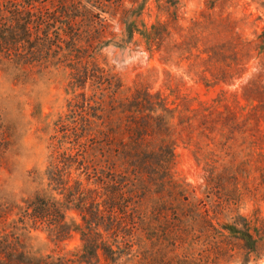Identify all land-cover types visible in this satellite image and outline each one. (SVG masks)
I'll list each match as a JSON object with an SVG mask.
<instances>
[{"label": "trees", "instance_id": "16d2710c", "mask_svg": "<svg viewBox=\"0 0 264 264\" xmlns=\"http://www.w3.org/2000/svg\"><path fill=\"white\" fill-rule=\"evenodd\" d=\"M106 5V0H0L1 67L27 78L55 66L63 70L74 96L69 112L55 122L47 188L19 207L22 229L30 223L59 241L79 233L78 258L107 264H146L162 251L172 264H202L213 244L229 240L224 231L254 251L260 235L248 229L250 223L242 230L237 221L217 222L212 212L237 203L233 196L256 192L259 186L250 184L257 175L264 179V134L252 121L264 108V30L258 72L243 86L254 104L252 112L242 118L202 105L180 121L189 140L204 143L215 157L206 183L207 197L214 196L217 205L212 209L211 202L198 199L173 176L177 139L164 100L148 90L124 93L118 75L99 61L101 49L116 37L108 38V23L94 12ZM120 22L119 46L136 42L139 35L151 52L171 43L191 68L204 63L205 72L223 61L217 49L206 58L199 52L192 60L194 54L177 41L169 23L149 24L128 13ZM238 65H219L223 79L238 73ZM240 182L245 186L239 188ZM9 210L0 200V264H35L37 257L22 237L7 230ZM70 210L79 220L69 218Z\"/></svg>", "mask_w": 264, "mask_h": 264}, {"label": "rangeland", "instance_id": "374dc122", "mask_svg": "<svg viewBox=\"0 0 264 264\" xmlns=\"http://www.w3.org/2000/svg\"><path fill=\"white\" fill-rule=\"evenodd\" d=\"M106 4L94 12L108 23V38L116 37L101 49L99 61L118 75L124 93L148 90L164 100L177 139L173 176L198 199L211 202L212 209L217 208L215 197H207L206 185L215 157L204 143L189 140L181 130L180 121L189 110L202 105L231 110L242 118L252 112L254 104L244 96L243 86L258 72L264 0H106ZM126 13L142 16L149 24L169 23L177 41L194 54L192 60L199 52H205L203 57L206 58L207 52L217 49L222 51L218 55L222 63L213 62L205 72L204 63L191 68L190 61H181L178 53L173 52L175 48L171 43L151 52L139 35L136 42L119 46L116 42L124 31L120 16ZM236 61L239 72L223 79L219 65L229 62L234 65ZM0 79L8 83L16 101L11 109L0 110V200L10 205L7 230L22 237L37 257L35 264H107L105 260L78 258L76 253L82 246L79 233L59 241L30 223L22 229L24 225L18 221L19 207L25 204L24 200L47 188L45 171L53 149L51 137L56 133L55 122L60 115L69 112V102L74 97L66 88L63 70L52 66L34 71L27 78H16L0 65ZM253 97L258 104V95ZM252 121H258L264 134V108L256 111ZM234 183L232 180L229 184ZM250 185L259 186L258 190L244 191L241 197L233 196L237 203L232 202L219 214L215 209L212 214H217L216 221L220 223L237 221L242 230L247 229L244 223H250L248 229L260 235L256 249L249 252L243 241L224 231L230 236L229 240L213 244L212 252L202 264H264V179L257 175ZM238 186L242 188L245 184L240 182ZM68 216L79 220L74 210L68 211ZM49 255L51 257L47 258ZM168 261L162 251L146 260V264H172Z\"/></svg>", "mask_w": 264, "mask_h": 264}, {"label": "clouds", "instance_id": "9594fccd", "mask_svg": "<svg viewBox=\"0 0 264 264\" xmlns=\"http://www.w3.org/2000/svg\"><path fill=\"white\" fill-rule=\"evenodd\" d=\"M15 103L14 93L8 83L0 79V110L11 109Z\"/></svg>", "mask_w": 264, "mask_h": 264}]
</instances>
